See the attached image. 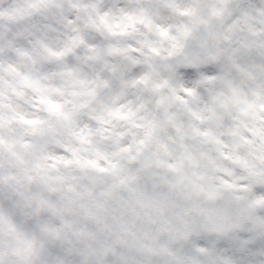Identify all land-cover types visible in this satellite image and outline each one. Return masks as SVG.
Here are the masks:
<instances>
[{
	"label": "clouds",
	"instance_id": "9594fccd",
	"mask_svg": "<svg viewBox=\"0 0 264 264\" xmlns=\"http://www.w3.org/2000/svg\"><path fill=\"white\" fill-rule=\"evenodd\" d=\"M0 264H264V0H0Z\"/></svg>",
	"mask_w": 264,
	"mask_h": 264
}]
</instances>
